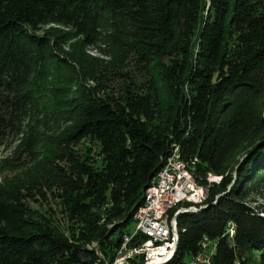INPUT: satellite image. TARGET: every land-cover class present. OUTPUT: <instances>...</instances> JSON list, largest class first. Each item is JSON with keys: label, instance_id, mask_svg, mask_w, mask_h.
I'll return each mask as SVG.
<instances>
[{"label": "trees", "instance_id": "1", "mask_svg": "<svg viewBox=\"0 0 264 264\" xmlns=\"http://www.w3.org/2000/svg\"><path fill=\"white\" fill-rule=\"evenodd\" d=\"M49 23L63 29L36 32ZM70 32L130 53L151 89L130 82L108 91L63 50ZM261 62L264 0H0V142L14 136L17 151L36 162L54 144L65 163L53 173L63 228L0 185V264H111L171 149L197 183V171L220 178L206 184L205 200L178 202L205 205L177 214V243L161 264H187L203 235L215 242L211 264H247L253 250L264 264V208L244 201L264 188V84L254 74ZM155 77L171 99L167 113ZM78 145L89 152L73 151ZM242 145V158L227 166ZM143 239L134 234L127 245Z\"/></svg>", "mask_w": 264, "mask_h": 264}, {"label": "rangeland", "instance_id": "2", "mask_svg": "<svg viewBox=\"0 0 264 264\" xmlns=\"http://www.w3.org/2000/svg\"><path fill=\"white\" fill-rule=\"evenodd\" d=\"M51 27L60 30L63 29L62 26L58 27L54 23H49L43 25L36 32L40 33ZM56 32L60 33L59 30H56ZM250 45V49H254L255 45H259V41L257 44L251 42ZM62 48L67 53L71 52L78 55L83 61L82 63H84V68L91 69L92 75L97 79L98 83L107 87L109 89L108 91H112L114 94L120 92L121 87L125 84H130V82H134L140 91H146L152 87L150 86V79L148 78L150 75H147L142 64L135 62L130 53H116L111 47L106 46L104 38L100 36L95 41L87 43L80 37L73 36L70 32L67 39L62 44ZM254 74L257 81L260 84H264L263 62L255 64ZM90 83H94V81L90 80ZM155 86L161 103L158 107H160V110L167 113L170 109L169 105L171 99L166 94L164 82L161 78L155 77L153 87ZM156 116L157 113H155V117ZM47 132H49V130H47ZM17 141L18 139H15L14 136H8L3 142H0V185H5L10 190L13 189L15 194L21 196L23 203L38 216L46 217L52 221L55 226H59L60 228L65 227V218L62 209L58 201L54 198L56 186L53 173L56 166L65 164L58 156L60 148L56 147L54 144H49V146L40 148L38 152L40 160L36 162L35 160H31L23 148L17 151ZM244 148V145H242L231 154L227 166L230 167L234 160L237 159L239 161L242 158ZM72 150L80 153L89 152V149L84 148V145L73 146ZM94 154L95 151L91 148L90 155L93 156ZM197 173L200 176L201 182L199 183H203L202 181L205 179V176L207 180L212 179L214 182H217L220 178L219 175L210 171L204 173H199L197 171ZM231 173L233 175V171ZM244 201L250 206L264 208V188L259 192L250 193L244 198ZM181 203H188L187 208L193 207L191 203L187 201L180 202L171 210L172 213L175 214L176 211L179 212L180 209L184 208L181 206ZM174 214L172 215V219ZM132 225L133 221L130 226ZM209 244L210 246L212 244L215 245V242ZM259 254L260 253L256 250L247 253L245 263L260 264ZM119 256L120 255L117 254L116 251L113 260H118L120 258ZM189 260L190 256L185 257L186 262ZM124 262L125 261H122L120 263L123 264ZM235 264H238L237 261Z\"/></svg>", "mask_w": 264, "mask_h": 264}, {"label": "built area", "instance_id": "3", "mask_svg": "<svg viewBox=\"0 0 264 264\" xmlns=\"http://www.w3.org/2000/svg\"><path fill=\"white\" fill-rule=\"evenodd\" d=\"M172 150L166 155L151 183L145 187L142 202L132 214L133 225L129 232L122 235L121 244L116 250L120 258L114 259L112 264L133 259L139 264L140 261L163 254L174 234L173 228L165 227V208H169L176 197L194 196L203 192L205 185L210 181L206 178V183H197V178L190 174L187 167L173 159ZM226 232L228 236L232 235L233 225L230 221L226 223ZM137 233L144 235V239L138 244L128 246L129 239ZM152 237H164V245L149 248V240ZM199 244V250L190 257L187 264H205V254L209 249L208 238L203 235Z\"/></svg>", "mask_w": 264, "mask_h": 264}, {"label": "bare ground", "instance_id": "4", "mask_svg": "<svg viewBox=\"0 0 264 264\" xmlns=\"http://www.w3.org/2000/svg\"><path fill=\"white\" fill-rule=\"evenodd\" d=\"M172 157H173L174 160H177V162H179L182 166L187 167L186 163L180 158L179 153H178V149H175L174 151H172ZM188 171L190 172V174L192 176H194L193 171H191L189 169H188ZM206 193H208V192H207V188H206V185H205V187L203 189V192L198 193V194H196L194 196H179V197H176V198L173 199V201L170 204L169 208H165V212H164V224H165V227L166 228H173V233L174 234H172L171 241L169 242L168 248L164 251V253L159 255V256L152 257L149 260H145L144 264H156L158 262L168 260L171 257V255L173 254L174 246H175L174 243H175V240L177 239V228H176V220H175V218H176L175 214L177 213V211L175 212V214L173 213L174 214L173 219H172V216H170V211L173 210L174 207L177 206L178 202L182 198H184V197H195V199L199 200L201 198L206 197V195H207ZM186 209H188V208H186ZM187 211H190V210H187ZM209 243H210V241L208 239V244ZM161 245H164V237H152L149 240V248H159ZM214 249H215V246H213V245L210 246V244H209L208 252H207V254H205V264H211L210 263V259H211V256H212L213 252H214ZM124 263L127 264L128 261H125Z\"/></svg>", "mask_w": 264, "mask_h": 264}, {"label": "water", "instance_id": "5", "mask_svg": "<svg viewBox=\"0 0 264 264\" xmlns=\"http://www.w3.org/2000/svg\"><path fill=\"white\" fill-rule=\"evenodd\" d=\"M204 205H205V204L203 203V204L198 205V206L189 207L188 209H186L187 207H184V208L180 209L179 212H177L175 215L177 216V214L180 213L181 211H187V210L194 211V210L200 209V208H202ZM176 243H177V239L175 240V243H174L175 246H176ZM175 246H174V249H175ZM174 249H173V251H174ZM165 261H166V260H165ZM165 261H161V262H158V263H156V264H161V263H163V262H165Z\"/></svg>", "mask_w": 264, "mask_h": 264}]
</instances>
